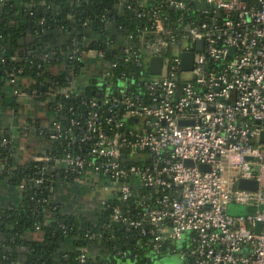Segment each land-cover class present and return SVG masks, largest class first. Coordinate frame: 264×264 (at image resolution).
<instances>
[{"label":"built area","instance_id":"obj_1","mask_svg":"<svg viewBox=\"0 0 264 264\" xmlns=\"http://www.w3.org/2000/svg\"><path fill=\"white\" fill-rule=\"evenodd\" d=\"M166 2L180 11L177 22L166 26L157 4L150 7L156 8L151 27L129 36L141 50L130 43L114 61L102 50L80 51L87 62L103 65L105 82L118 64L150 72L152 56L163 57L162 71L137 82L142 94L123 89L103 103L91 100L107 116L92 109L72 142L93 140L94 159L76 154L55 161L79 172L77 179L91 176L92 190L108 194L103 204L120 201L112 220L149 237L154 252L177 253L181 264H264V0ZM184 52L193 53L190 70L183 69ZM119 76L123 86L136 82L124 71ZM13 92L19 101L36 94ZM51 128L50 137L58 138L59 124ZM93 176L102 182L89 181ZM242 179L256 188L239 187ZM230 204L248 212L230 214Z\"/></svg>","mask_w":264,"mask_h":264},{"label":"trees","instance_id":"obj_2","mask_svg":"<svg viewBox=\"0 0 264 264\" xmlns=\"http://www.w3.org/2000/svg\"><path fill=\"white\" fill-rule=\"evenodd\" d=\"M119 1L24 0L18 5L15 0H3L0 4V54H4L0 56V102L3 94L15 88L30 95L36 90L30 100L33 103L45 101L51 124L60 126L56 139L50 137L52 125L43 133L46 143L43 155L51 157V167L56 159L66 155L80 154L87 160L94 159L90 154L93 140L81 142L77 138L72 142V138L81 136L89 113L95 108L91 100L103 103L119 96L123 89L142 94L144 89L137 82L151 76L147 69L133 63L118 64L105 82L103 65L97 66L93 73L86 72L90 62L79 56L80 51L95 48L104 51L106 61L120 60L119 52L124 48L110 43V30L120 25L126 36L136 37L145 27H151L156 8H146L139 0H126L124 7H120ZM157 2L155 7L165 17L164 24L174 26L180 11L166 0ZM136 10H144L146 14L138 16ZM193 11L187 12L186 17L195 18ZM130 43L133 50H141L137 40ZM7 44L11 46L9 49ZM122 71L132 75L136 82L130 86L120 84ZM67 89L71 90L69 96L65 94ZM19 106L15 100L16 110ZM95 109L107 116L102 108ZM73 119L79 125H73ZM26 121L40 124L34 117ZM15 133L10 130L0 133V180L19 188L24 184L25 188L20 190L23 196L20 205L10 209L0 207V234L5 235L0 241V264H12L17 248H25L28 253L20 264H83L81 254L86 255L89 264H127L128 252L135 255L137 264H151L146 258L153 251L149 237L142 239L136 229L112 220L113 206L120 204L117 199H107L97 223L56 208L54 186L72 181L79 172L67 167L49 172L42 161L36 160L20 163ZM37 230L42 233L39 240L30 236ZM62 240L76 244L68 256L57 254ZM97 251L100 255L95 254Z\"/></svg>","mask_w":264,"mask_h":264},{"label":"crops","instance_id":"obj_3","mask_svg":"<svg viewBox=\"0 0 264 264\" xmlns=\"http://www.w3.org/2000/svg\"><path fill=\"white\" fill-rule=\"evenodd\" d=\"M3 0H0V4ZM16 4H23L24 0H15ZM126 0H120L119 6H123ZM143 5L147 7L154 6L157 0H139ZM193 1V0H190ZM119 28H112L110 30V43L116 48H126L129 43V37L121 31V26ZM98 64L90 63L86 69V72L93 73L92 70ZM3 102H0V133L10 130L15 133L17 139V154L19 156L20 163H26L30 160L42 161L43 167L47 171H52L56 169H62L65 166L58 161L52 165L49 160L44 159L45 148L43 144L45 143V138L43 136L44 130L51 127L50 113L42 104L33 103L29 100L19 101L15 96L13 90H8L2 95ZM15 100L19 102L20 106L15 107ZM26 115V117L24 116ZM29 117H34L39 119L40 124L34 125L28 123L26 120ZM28 123V125L26 124ZM20 128V129H18ZM52 129V128H51ZM91 176H82L80 179H73L70 182L57 183L54 186V203L56 208L60 209L66 214H81L87 217L89 220L97 223L101 216V211L104 206V201L108 198V194L104 191H94L90 182L87 178ZM22 188L13 186L10 182L6 180H0V207L7 209L17 207L23 202ZM104 193V195L102 194ZM101 194V195H100ZM81 204L80 206H78ZM50 215V214H49ZM42 233L40 230L35 231L30 236L35 239H41ZM5 238L4 234H0V241ZM75 242L72 240L64 241L62 240L59 246V253L68 256L69 252L75 247ZM1 248V245H0ZM17 256L14 258L12 264H20L23 262L27 256V249L17 248L14 250ZM95 254L100 255V251L95 252Z\"/></svg>","mask_w":264,"mask_h":264},{"label":"water","instance_id":"obj_4","mask_svg":"<svg viewBox=\"0 0 264 264\" xmlns=\"http://www.w3.org/2000/svg\"><path fill=\"white\" fill-rule=\"evenodd\" d=\"M198 7L208 8V7H212V5L208 4L206 2H200V3H198ZM130 41L132 42L133 40L130 39ZM10 47H11L10 45H8V44L6 45L7 49H9ZM199 49H202L201 41H200ZM3 55L4 54H0V56H3ZM9 55H13V53H11ZM182 59H183V69H185V70L192 69V67H193V53L192 52H184L182 55ZM162 65H163V57L162 56H152L150 58V61H149L150 73L151 74H159L162 71ZM24 116L26 117V115H24ZM263 137H264V132H263ZM185 163L187 165L192 164V162L190 160H186ZM200 167L202 169H207V167L205 165H200ZM89 181L102 182L101 177H99V176H93L92 179H89ZM239 187H241V188H253L254 189V188H256V183H255V181L242 179L239 183ZM228 212L230 214H234V215H245L248 212V207L244 206V205L230 204L228 206ZM55 215H56V212H53L52 216H55ZM162 252H166L165 246H163ZM150 256H153L152 253ZM150 256H147V259L154 262L156 259L150 258ZM156 262H158V261L156 260ZM83 264H89V261H85V262H83Z\"/></svg>","mask_w":264,"mask_h":264},{"label":"rangeland","instance_id":"obj_5","mask_svg":"<svg viewBox=\"0 0 264 264\" xmlns=\"http://www.w3.org/2000/svg\"><path fill=\"white\" fill-rule=\"evenodd\" d=\"M104 193H102V194L104 195ZM149 254L151 255V252ZM152 255L153 256H150V258H155L158 261V262H156V260L154 259L155 264L156 263H160V264H181L180 255L177 253L173 254V253L168 252V253L159 254V253L153 251ZM127 259L129 260L126 262L127 264H132L134 262L137 264V259H136L134 254H131V252H128Z\"/></svg>","mask_w":264,"mask_h":264},{"label":"flooded vegetation","instance_id":"obj_6","mask_svg":"<svg viewBox=\"0 0 264 264\" xmlns=\"http://www.w3.org/2000/svg\"><path fill=\"white\" fill-rule=\"evenodd\" d=\"M80 205H81V204H79L78 206H80ZM80 207H81V206H80ZM150 263L153 264L154 262L152 263V261H150ZM154 264H155V263H154ZM156 264H158V263H156ZM159 264H160V263H159Z\"/></svg>","mask_w":264,"mask_h":264}]
</instances>
